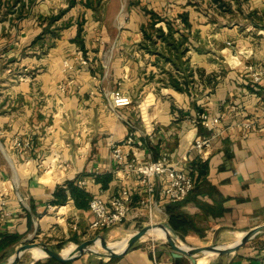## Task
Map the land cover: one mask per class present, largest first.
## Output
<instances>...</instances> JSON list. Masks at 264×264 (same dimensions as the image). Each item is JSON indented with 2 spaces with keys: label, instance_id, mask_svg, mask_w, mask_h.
<instances>
[{
  "label": "crops",
  "instance_id": "crops-1",
  "mask_svg": "<svg viewBox=\"0 0 264 264\" xmlns=\"http://www.w3.org/2000/svg\"><path fill=\"white\" fill-rule=\"evenodd\" d=\"M149 1L120 0L119 12L127 5L131 26L116 18L109 40L99 20L112 17L113 0H0V261L13 258L34 237L48 246L60 237L79 244L91 239L97 230L89 227L88 207H77L68 196L48 208L57 186L67 180L91 197L109 198L126 184L132 188L126 219L110 230L128 235L109 244L115 249L148 225L166 224L186 247L206 248L230 242L239 232L235 241L241 239L264 224V76L256 83L246 69H264V0H241L242 21L228 26L225 20L216 24L212 0H203L216 11L208 17L191 15L186 0L176 19L187 13L189 27L174 33L188 38L180 60L165 58L156 29L167 32L168 17L140 6ZM144 31L155 41L148 48ZM65 59L72 69L63 70ZM22 73L32 78L18 79ZM169 73L180 80L186 73L187 89L167 84ZM115 91L129 96L131 104L114 106ZM202 112L222 114L221 123L205 126ZM239 120L252 121L251 128L230 127ZM130 131L136 157L147 162L166 156L178 168L193 170L195 180L191 163L200 157L191 147L197 138L212 137L206 174L199 177L204 182L184 200L169 203L160 197L162 178L156 177L149 214L139 203L137 177H126L111 153ZM15 139H28L29 148L14 146ZM12 235L19 238L2 239ZM149 239L143 236L120 256L107 258L106 248H97L94 252L105 258L84 253L58 262L39 259L46 252L33 247L14 264H264V231L235 251L200 255L195 262L186 255L174 257L169 241ZM26 252L34 259H26ZM62 253H77V245Z\"/></svg>",
  "mask_w": 264,
  "mask_h": 264
},
{
  "label": "built area",
  "instance_id": "built-area-1",
  "mask_svg": "<svg viewBox=\"0 0 264 264\" xmlns=\"http://www.w3.org/2000/svg\"><path fill=\"white\" fill-rule=\"evenodd\" d=\"M180 20L176 19V23ZM80 60L83 61L82 52L79 51ZM63 70H70L73 65L65 59L63 61ZM250 71L253 81L258 83L264 76V69L255 68L253 65L246 66ZM10 71V70H8ZM20 80H29L32 78L29 73L17 75ZM112 103L114 106H126L131 104L129 96L115 91L112 94ZM264 115V109H263ZM223 115L218 113L210 115L207 112L199 114L201 122L210 128H216L222 121ZM252 121H236L231 124L232 128L248 129L252 126ZM212 137H201L195 139L191 149L194 150L198 157L205 159L212 146ZM136 140L133 131H130L126 138L120 143L112 145L111 153L116 163L124 170L126 177L136 176L138 184L141 187V199L139 203L142 207L148 210L151 214L154 206L152 199L155 191L154 179L161 177L162 182L159 189V195L162 199L169 203H176L184 200L194 188V177L189 170L178 168L170 162L168 157L162 156L153 161L144 162L136 157L134 151ZM13 145L16 147L29 148L30 142L28 139H15ZM82 183V182H80ZM132 188L129 185L122 186L115 194L109 198L101 196H93L89 201L88 208L93 215V219L89 225L92 230L109 229L115 225L121 224L127 217ZM49 209H53V205H48ZM1 228V227H0ZM1 230V229H0ZM154 256V252L152 253Z\"/></svg>",
  "mask_w": 264,
  "mask_h": 264
},
{
  "label": "rangeland",
  "instance_id": "rangeland-1",
  "mask_svg": "<svg viewBox=\"0 0 264 264\" xmlns=\"http://www.w3.org/2000/svg\"><path fill=\"white\" fill-rule=\"evenodd\" d=\"M198 1H200V0H187V3L189 5L186 6V4H184V3H186V0H153V1H149L146 4H141L140 6L141 7H144V6L147 7L148 6L149 9H154V11L160 12V13H162V15H164L168 18L170 17V20H171V18L176 19L179 11H181L185 6L190 11L191 15H194V13H200L202 16L208 17L207 16L208 13H211V15H213V13H215L217 11L218 17H216L214 20L218 26H220V24L223 23V20H225V24H227L225 26H228V24H231L233 22L234 23H237V21H238V23L241 22L243 17H244L245 10L242 9L241 0H234L233 6L230 5L229 3L222 5V7L217 6L218 10H216V11L214 9H212L208 4H206L203 0L201 2H198ZM243 1L244 0H242V3H243ZM121 5L122 4L120 3V0H113V2L109 5L110 10H108V11H110L109 16H112V17L110 19L108 18L105 20H103V19L99 20L100 23L103 24L106 29H108V34H109L108 39L109 40H112V36L115 33V29H114L115 27H114V25H112V23L114 22L115 24H117V22H118L117 19H119V21L122 23V25L124 24V27H127L128 25H130L128 23V21H129V16H128L129 9H127V5H124L126 7H124L122 12H119ZM134 6H138V5H134ZM98 7H100V6H98ZM142 11H143V8L141 9V12ZM142 14L144 15L145 13L142 12ZM226 15H227V17H226ZM155 17H156V14H153L152 18L154 19ZM105 43H108V42L105 40ZM111 229H112V227L109 229L97 230V231L91 233L89 238H93L95 236H98V233H99L101 236H103L106 239V242L108 244H113L117 241H121L122 239H124L128 236L122 231L121 232H114L113 234H111L110 233ZM241 235L242 234L240 232L236 233V236H232L230 240L235 241V239H237ZM35 238H37V237L32 238V240H30V241L35 242L37 240V239L35 240ZM58 239H59V242H57L58 244H52L50 246L51 248L56 249L58 251L63 250L64 247L68 246L71 243L79 244V243H76L75 241L72 240L73 237H69V238L60 237ZM231 241L226 242V244L231 243ZM250 241L252 242L254 240H249L248 242H250ZM149 242H150V239H149ZM248 242H246V243H248ZM98 247H99V245L97 246L96 244H93L90 247L91 250L86 251L85 254H88L91 257L105 258L103 255H100V254L94 252L97 250ZM104 247H105V245H104ZM105 253H107L106 250H105L104 254ZM214 255H212V256H214ZM24 257L26 259H34L31 252H26ZM46 258H48V257L44 256V257L39 258V259H46Z\"/></svg>",
  "mask_w": 264,
  "mask_h": 264
},
{
  "label": "trees",
  "instance_id": "trees-1",
  "mask_svg": "<svg viewBox=\"0 0 264 264\" xmlns=\"http://www.w3.org/2000/svg\"><path fill=\"white\" fill-rule=\"evenodd\" d=\"M217 4V6H221L224 4H227L224 0H212ZM178 18L180 20L179 23H176V19L170 20L166 19V25L168 28L167 32H164L162 28H157V37L160 38L164 44V47L167 50V53L165 55L166 59L174 60V59H181V57L185 54L186 50L188 49V45L186 42L188 41V38L183 34L180 33V36L175 37V32H180L181 30L189 27V21H188V15L185 12H182L178 15ZM144 35L146 38L145 45L150 47L151 45L155 44V41L152 39L151 34H148L147 31H144ZM184 62V61H183ZM175 65V64H174ZM179 68V67H177ZM180 75H175L174 73H169V80L168 83L170 86L174 87L177 90H186L187 85L189 83L188 75L184 73L182 75V80H180ZM195 168L197 172V179L195 180V177L193 176V170L190 171V174L194 177V188L198 185H201L202 182H204L203 179L199 181V177L206 174L207 170V162L206 160H203L201 158L198 159V161H195V163H191V169ZM193 188V189H194ZM68 196L72 197L74 199V202L77 207L86 208L89 205V201L91 199L90 194L81 188L79 185L74 183L72 180H67L63 184H59L54 191V200L52 201L53 204H60L65 202V200L68 198ZM5 238H9V242L15 241L19 238L18 235H12V236H4L2 239L5 240ZM53 262H58L55 260V258H50ZM60 263V262H59ZM38 264V262H36Z\"/></svg>",
  "mask_w": 264,
  "mask_h": 264
},
{
  "label": "water",
  "instance_id": "water-1",
  "mask_svg": "<svg viewBox=\"0 0 264 264\" xmlns=\"http://www.w3.org/2000/svg\"><path fill=\"white\" fill-rule=\"evenodd\" d=\"M161 226L163 228H166L169 233H167L166 240L169 241L174 247L176 248V251H173L172 255L174 257H181L182 255L188 256L193 262L196 261V258L200 255H206V254H214L221 251H235L238 247L243 245L244 243L248 242L249 240H252L255 238L259 233L264 231V224L258 225L253 227L252 229L246 231V234L241 237V239H238L236 241H233L231 243H222V244H213L206 248H192V247H186L183 242L176 237L171 230H169V227L166 224H156V225H148L147 227H144L140 230L135 231L133 234H131L125 243V246L122 249H115L111 247L107 242L106 239L103 236H97L88 240H85L84 242L77 245V253L75 254H69L64 255L62 253V250L58 251L56 249L51 248L45 243H39V242H28L20 247V249L17 251L15 256L9 260L6 261H0V264H14L21 255L26 250H31L33 247H40L46 252V256L52 257L58 260L62 261H70L78 258L82 254H84L86 251L91 250V246L96 243L97 240H101V242L105 245L106 251L108 253L107 258L120 256L128 251V249L139 239L143 238V236L153 227V226Z\"/></svg>",
  "mask_w": 264,
  "mask_h": 264
},
{
  "label": "bare ground",
  "instance_id": "bare-ground-1",
  "mask_svg": "<svg viewBox=\"0 0 264 264\" xmlns=\"http://www.w3.org/2000/svg\"><path fill=\"white\" fill-rule=\"evenodd\" d=\"M161 232V231H160ZM166 236L167 235H160V233L157 234V232H155V230L153 228L150 229V231H148L144 237H146L147 239L150 238V239H154V240H158V239H161V240H166ZM159 237V238H158ZM111 246V245H110ZM113 247V246H111ZM114 248V247H113ZM99 250H105V247L103 244H99V247H98ZM98 253V252H97ZM101 253V252H100ZM64 254V253H63ZM102 254V253H101ZM64 255H68V254H64Z\"/></svg>",
  "mask_w": 264,
  "mask_h": 264
}]
</instances>
